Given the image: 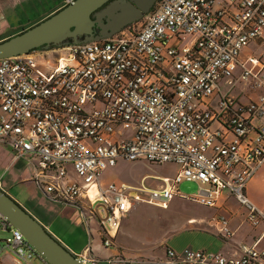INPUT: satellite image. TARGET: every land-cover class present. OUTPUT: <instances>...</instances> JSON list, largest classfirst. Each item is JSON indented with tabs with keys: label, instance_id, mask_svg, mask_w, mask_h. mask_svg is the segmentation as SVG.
<instances>
[{
	"label": "built area",
	"instance_id": "2783aa9c",
	"mask_svg": "<svg viewBox=\"0 0 264 264\" xmlns=\"http://www.w3.org/2000/svg\"><path fill=\"white\" fill-rule=\"evenodd\" d=\"M0 143L35 185L79 211L91 239L95 224L104 249L118 246L136 205L167 209L177 196L212 208L226 192L264 226L247 195L264 167V0H160L111 38L0 59ZM120 160L180 171L159 188L105 184ZM70 167L80 180L67 182ZM184 181L200 184L196 197L180 194ZM217 220L230 240L229 220ZM0 228L23 262L47 263L2 215ZM240 249L169 250V263L264 264L256 245ZM79 258L100 264L90 250Z\"/></svg>",
	"mask_w": 264,
	"mask_h": 264
},
{
	"label": "rangeland",
	"instance_id": "374dc122",
	"mask_svg": "<svg viewBox=\"0 0 264 264\" xmlns=\"http://www.w3.org/2000/svg\"><path fill=\"white\" fill-rule=\"evenodd\" d=\"M63 5H68L67 0H0V39L7 36L11 38L34 27L60 10ZM192 39L193 37H187L185 44L190 43ZM11 156V149L0 143V175ZM179 170L178 165L171 163L158 164L144 160H120L115 167H109L104 171L102 180L105 184L114 181L136 187H144L145 185L149 188H156L159 184L164 183L163 177L173 181ZM28 175L29 169L26 167L13 166L1 176L3 190L47 224L53 233H58L64 238L65 235H68L76 244L83 245L84 248L88 246V228L85 226L86 230L72 217L71 211H76L75 208L64 202L53 200L41 187L26 181ZM25 178L27 179L25 180ZM78 180L80 178L70 167L67 182ZM179 192L183 196L196 197L200 192V184L184 181L179 185ZM131 212L128 217L124 218L122 229L131 232L132 236L145 237L148 235L145 232L153 234L154 230L170 226L178 219H182L184 215L202 213L203 207L177 196L168 209L138 204ZM11 236L9 231L0 228V250L3 248L0 253V260L8 256L7 264H27L7 247L5 240ZM28 264L47 263L42 259H34Z\"/></svg>",
	"mask_w": 264,
	"mask_h": 264
},
{
	"label": "crops",
	"instance_id": "0c3cea01",
	"mask_svg": "<svg viewBox=\"0 0 264 264\" xmlns=\"http://www.w3.org/2000/svg\"><path fill=\"white\" fill-rule=\"evenodd\" d=\"M63 6L61 8H63ZM9 37L10 36L2 38L0 41H4ZM248 52L260 53L255 46H252ZM11 159L4 166L0 179L1 176L13 166L21 165L25 167L23 161L12 163ZM29 176L30 175H28V180H26L27 178H25V180L34 184ZM116 183L121 184L122 182ZM162 185L161 183L156 188ZM247 195L251 202L264 213V167L261 168L249 182L247 186ZM201 206L203 207L202 213L184 215L182 219H178L170 226L165 228L161 227L160 230H154L153 234L145 232L148 234L145 237L132 236L131 232L121 227L117 239L118 246L112 249H104L102 247L95 224H92L94 237L91 239L89 231L82 223V218L79 211L76 209V211H71L72 217L76 219L78 224H82L87 230L89 236L88 246L84 248L83 245L76 244L68 235H65L64 238L58 233L54 234L78 256L90 250L93 256L99 260L100 264H170L168 255L169 250L181 254L188 248L207 253L221 252L227 256L241 255V245H256L258 250L264 251V226L260 225L254 227L250 224L247 221L246 209L240 205L235 197L223 192L215 207ZM134 209L132 211H134ZM220 217H226L229 220L233 232V236L230 240H225L217 233L220 224L217 219ZM43 224L46 227L48 226L45 223ZM7 259L8 256H5L0 260V264H7ZM109 261L111 263H109Z\"/></svg>",
	"mask_w": 264,
	"mask_h": 264
},
{
	"label": "water",
	"instance_id": "95a60500",
	"mask_svg": "<svg viewBox=\"0 0 264 264\" xmlns=\"http://www.w3.org/2000/svg\"><path fill=\"white\" fill-rule=\"evenodd\" d=\"M159 0H75L22 33L0 42V59L111 38L142 21ZM0 215L21 231L47 264H85L41 220L3 190Z\"/></svg>",
	"mask_w": 264,
	"mask_h": 264
},
{
	"label": "flooded vegetation",
	"instance_id": "af4514ba",
	"mask_svg": "<svg viewBox=\"0 0 264 264\" xmlns=\"http://www.w3.org/2000/svg\"><path fill=\"white\" fill-rule=\"evenodd\" d=\"M158 2H160V0H159ZM158 2H157V3H158ZM155 6H156V5H155Z\"/></svg>",
	"mask_w": 264,
	"mask_h": 264
}]
</instances>
